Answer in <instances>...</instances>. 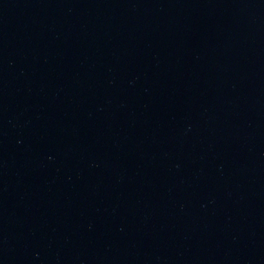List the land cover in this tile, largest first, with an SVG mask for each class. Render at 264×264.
I'll return each instance as SVG.
<instances>
[{
  "label": "water",
  "instance_id": "1",
  "mask_svg": "<svg viewBox=\"0 0 264 264\" xmlns=\"http://www.w3.org/2000/svg\"><path fill=\"white\" fill-rule=\"evenodd\" d=\"M0 264H264V0H0Z\"/></svg>",
  "mask_w": 264,
  "mask_h": 264
}]
</instances>
